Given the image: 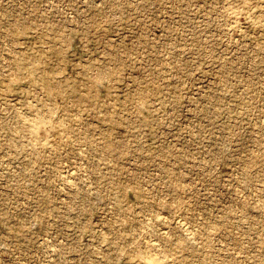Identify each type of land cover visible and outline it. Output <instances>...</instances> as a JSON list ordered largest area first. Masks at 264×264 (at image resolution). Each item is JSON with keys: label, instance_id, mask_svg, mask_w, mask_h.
<instances>
[{"label": "rangeland", "instance_id": "1", "mask_svg": "<svg viewBox=\"0 0 264 264\" xmlns=\"http://www.w3.org/2000/svg\"><path fill=\"white\" fill-rule=\"evenodd\" d=\"M146 255L264 264V0H0V264Z\"/></svg>", "mask_w": 264, "mask_h": 264}, {"label": "bare ground", "instance_id": "2", "mask_svg": "<svg viewBox=\"0 0 264 264\" xmlns=\"http://www.w3.org/2000/svg\"><path fill=\"white\" fill-rule=\"evenodd\" d=\"M142 258L144 259V262H145V263L143 262L144 264H158V263L160 264L158 258L155 256L146 255V256H142Z\"/></svg>", "mask_w": 264, "mask_h": 264}]
</instances>
